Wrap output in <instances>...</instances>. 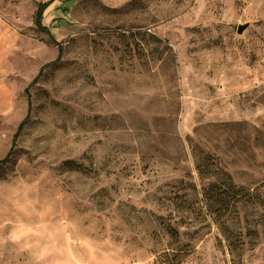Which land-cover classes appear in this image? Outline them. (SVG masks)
Listing matches in <instances>:
<instances>
[{
	"label": "rangeland",
	"instance_id": "1",
	"mask_svg": "<svg viewBox=\"0 0 264 264\" xmlns=\"http://www.w3.org/2000/svg\"><path fill=\"white\" fill-rule=\"evenodd\" d=\"M39 1L0 0V264H264V0H55L58 44Z\"/></svg>",
	"mask_w": 264,
	"mask_h": 264
},
{
	"label": "trees",
	"instance_id": "2",
	"mask_svg": "<svg viewBox=\"0 0 264 264\" xmlns=\"http://www.w3.org/2000/svg\"><path fill=\"white\" fill-rule=\"evenodd\" d=\"M55 0H44V1H39L38 2V5H37V9H36V14H35V25H36V27L40 30V31H43V32H46L49 36H50V38L52 39V41H54L55 43H57L56 42V40H55V38H54V36H53V34H52V32H51V30H50V28L48 27V26H46L44 23H43V19H44V13H45V11H46V9L54 2ZM58 44V43H57ZM61 54H62V48L61 47H59V53H58V57H57V59L54 61V62H50V63H47V64H45L42 68H41V70H40V72L38 73V75H37V77L31 82V84H33L34 82H36L37 81V79L39 78V76H40V74L42 73V71H43V69L45 68V67H47V66H49V65H51V64H53V63H55V62H58L60 59H61ZM30 108H31V104H30V102H29V110H30ZM26 121V120H25ZM24 121V122H25ZM23 122V123H24ZM22 123V124H23ZM22 124L18 127V130L16 131V133H15V136H14V143H15V141L17 140V137L19 136V132H20V130H21V128H22ZM11 154V151L7 154V156L3 159V160H1L0 162H3V161H5V160H7V158L9 157V155ZM214 188H215V190H217V193L216 192H214ZM209 192H210V196L209 197H212V196H216V198L218 197V196H221V194H223L224 196H228V190L227 189H225V190H222V189H220V187H218V186H215L214 184L213 185H210V187H209ZM249 192H247V195H249L248 194ZM220 197H218L217 199H219ZM222 199V198H221ZM227 200H223L222 201V203H224V202H226Z\"/></svg>",
	"mask_w": 264,
	"mask_h": 264
},
{
	"label": "water",
	"instance_id": "3",
	"mask_svg": "<svg viewBox=\"0 0 264 264\" xmlns=\"http://www.w3.org/2000/svg\"><path fill=\"white\" fill-rule=\"evenodd\" d=\"M249 25V23L239 24L237 29L238 33L242 34Z\"/></svg>",
	"mask_w": 264,
	"mask_h": 264
}]
</instances>
